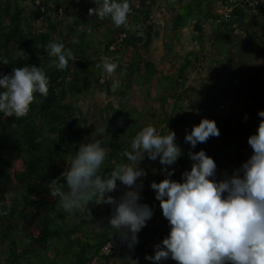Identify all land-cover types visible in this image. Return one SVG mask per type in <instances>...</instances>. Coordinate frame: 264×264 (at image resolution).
I'll return each mask as SVG.
<instances>
[{
	"label": "trees",
	"instance_id": "16d2710c",
	"mask_svg": "<svg viewBox=\"0 0 264 264\" xmlns=\"http://www.w3.org/2000/svg\"><path fill=\"white\" fill-rule=\"evenodd\" d=\"M226 1L129 0L128 24L117 28L110 18L89 15V8L98 7L94 0H0V58L9 63L0 62V75L35 65L49 78L48 95L35 94L25 117L0 113V213H6L0 214V264H152L145 256L155 254L154 245L170 230L150 187L165 178L159 160L151 167L146 159L140 163L155 175L138 180L143 185L140 203L153 207L154 216L133 249L109 224L100 232L91 225L100 213L112 214L113 206L90 202L66 213L51 195L50 188L66 190L70 162L92 136L87 116L99 94H106L100 111L104 130L96 137L107 149L101 175L127 162L123 153L145 126L139 120L144 113L130 102L135 87L147 84L162 89L154 105L162 116L154 126L161 134L168 129L176 133L182 150L176 163L182 171L191 169L190 151L206 150L214 158L217 179H223L233 158V165L247 160L248 138L264 119L258 116L264 110V19L261 9L240 6L222 19L215 8ZM157 12L167 17L165 23L155 18ZM188 27L197 48L183 54L175 47ZM53 35L76 56L64 70L54 66L55 58L45 50ZM157 40L166 51L159 63L150 59ZM105 57L118 64L114 78L120 87L114 91L112 79L95 66ZM194 66L209 70L201 80L203 97L190 84ZM154 111L147 114L155 117ZM204 118L216 121L220 135L193 149L185 136ZM117 183L110 195L119 200L127 189ZM89 215L92 220L85 218ZM110 240L117 248L104 255L102 248Z\"/></svg>",
	"mask_w": 264,
	"mask_h": 264
},
{
	"label": "clouds",
	"instance_id": "9594fccd",
	"mask_svg": "<svg viewBox=\"0 0 264 264\" xmlns=\"http://www.w3.org/2000/svg\"><path fill=\"white\" fill-rule=\"evenodd\" d=\"M94 3L98 7L89 8V15L95 14L101 20L110 18L117 28L128 24L129 0ZM45 50L55 58L53 64L57 69L64 70L70 61H76L74 53L54 35ZM0 62L9 64L2 58ZM95 66L112 79L113 91L120 87L119 79L114 78L117 63L105 57ZM48 86L49 78L41 66L16 67L11 74L0 75V113L17 119L25 117L35 94L46 97ZM258 116L264 118V110ZM100 129L101 126L85 138L72 158L66 190L50 188L66 213L88 207L90 202L113 206L109 225L133 249L139 242L138 234L154 216L153 207L140 203L142 185L138 180L146 176L140 163L145 155L151 161L159 158L165 166V178L159 183L153 181L150 187L170 230L162 242L154 245L155 254L146 255L145 259L152 264L168 259L176 264H264V119H260L257 131L248 138L252 150L249 158L231 175L225 172L223 179L216 178L217 163L205 150L190 151L191 169L183 171L180 180L172 179L175 169H168L182 156L175 142L176 133L168 129L161 134L152 124L144 126L132 139L130 150L123 153L127 162L116 164L101 175L107 149L96 138L101 135ZM219 135L216 121L204 118L186 134L185 142L195 149ZM118 181L127 189L119 200L110 195L117 189ZM85 218L93 219L91 215ZM93 227L97 232L105 230L99 223Z\"/></svg>",
	"mask_w": 264,
	"mask_h": 264
},
{
	"label": "rangeland",
	"instance_id": "374dc122",
	"mask_svg": "<svg viewBox=\"0 0 264 264\" xmlns=\"http://www.w3.org/2000/svg\"><path fill=\"white\" fill-rule=\"evenodd\" d=\"M215 10L218 11L219 7L216 6ZM155 18H157L161 23H163V22L165 23L166 20H167V17L163 13H159V12H157L155 14ZM207 29H211V28L208 27ZM193 42H194L193 41V33L191 31V27H188V28H186L184 30V36H183V38L181 40V43H177V46L175 48H176L177 51L181 50V53L187 54L190 51V49L197 48V46H195ZM165 52L166 51L164 49V45L162 43V40H157L154 43V49L150 53V59L155 61V62H157V63H159V61L161 60V58L165 54ZM232 56H233V54H231L230 57L228 58V60H227L228 63L231 61L229 59ZM263 58H264V56H263ZM206 75L207 76L209 75V70L208 69L203 68V67L198 68V66H196V67L194 66V68L192 70V76H191L192 79H191L190 84H192L194 86L196 85L197 90L202 95L201 97H203L204 94H205V92H204L205 91L204 90L205 87H204V85L201 84V80ZM160 91H162L161 88L152 86L150 84H147L146 86H143V87L142 86H136L134 91H133L134 99L130 102V105L136 107L137 109H139V111L144 113L145 116L140 117L139 120L145 126H147L149 124H152L154 126V124L157 122V119L160 116H162L161 113H160L159 108L157 106H154L155 102L157 101V97L160 96V93H161ZM101 97H104V93L99 94L94 99V101L91 103V108H89V112H88V116H87V126H89V131H91L92 134L97 131V128L99 126H101V129H100L101 133L104 130L103 122L101 121V117H100V111H101V109L104 106L105 97L102 100H101ZM101 102L103 103L102 106L97 105V104H99ZM152 109H155V111H154L155 117H151L150 115L147 114L148 111H152ZM227 109L228 108L225 105L224 111H226ZM193 112L195 114V111H193ZM224 113H226V112H224ZM250 133H252V132L249 131V134ZM206 153H207V151H206ZM251 153H252V150L250 148L249 156L251 155ZM249 156H247V159L249 158ZM144 159L148 160L147 167L148 166L151 167V164L153 162H155V161L149 160L147 158V155H145ZM157 160H159V158ZM233 164H234V158L232 160V163H230L227 166L228 168L225 171L228 175H231L235 168L240 167V165H233ZM172 169H175L174 176H176V180H180L181 179V173L183 172L181 170V167L177 163H175L174 165L169 167V170H172ZM145 172H146V176L151 177V179H152V177L155 176L154 173H153V170L152 171L150 170V172L149 171H145ZM138 184L142 185L141 182H138ZM142 187H143V185H142ZM8 200L9 201L11 200V196H8ZM111 215L112 214H110L108 212H102V213L99 214V217L96 220L92 221L91 225L93 226L96 223H99L100 227L103 228V227H105L106 225L109 224V218L111 217ZM159 228L162 229L163 225L159 224ZM133 253H134V251L132 253H129L130 254V259H133L132 255H131ZM135 254H136V252H135Z\"/></svg>",
	"mask_w": 264,
	"mask_h": 264
},
{
	"label": "built area",
	"instance_id": "2783aa9c",
	"mask_svg": "<svg viewBox=\"0 0 264 264\" xmlns=\"http://www.w3.org/2000/svg\"><path fill=\"white\" fill-rule=\"evenodd\" d=\"M236 6L251 9L254 12H257L261 9L262 12L260 15L264 19V0H228L220 7L222 19H229ZM116 248V242L114 240H110L102 248V254H113Z\"/></svg>",
	"mask_w": 264,
	"mask_h": 264
}]
</instances>
